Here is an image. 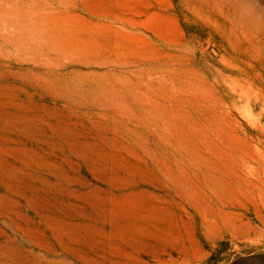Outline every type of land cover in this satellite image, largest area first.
Masks as SVG:
<instances>
[{"label": "rangeland", "instance_id": "374dc122", "mask_svg": "<svg viewBox=\"0 0 264 264\" xmlns=\"http://www.w3.org/2000/svg\"><path fill=\"white\" fill-rule=\"evenodd\" d=\"M0 264H264V0H0Z\"/></svg>", "mask_w": 264, "mask_h": 264}]
</instances>
